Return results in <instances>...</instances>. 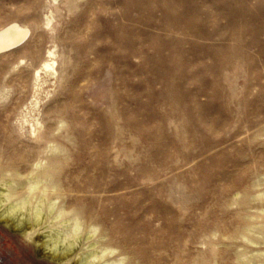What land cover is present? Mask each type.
I'll return each instance as SVG.
<instances>
[{"label": "rangeland", "instance_id": "374dc122", "mask_svg": "<svg viewBox=\"0 0 264 264\" xmlns=\"http://www.w3.org/2000/svg\"><path fill=\"white\" fill-rule=\"evenodd\" d=\"M11 22L30 33L0 55L1 170L25 179L44 157L18 118L55 47L41 112L66 149L57 202L84 206L132 264L263 259L264 0H0ZM0 236L17 264H49Z\"/></svg>", "mask_w": 264, "mask_h": 264}, {"label": "bare ground", "instance_id": "6f19581e", "mask_svg": "<svg viewBox=\"0 0 264 264\" xmlns=\"http://www.w3.org/2000/svg\"><path fill=\"white\" fill-rule=\"evenodd\" d=\"M52 21L50 13L44 17V27L53 30ZM29 33L28 27L17 22L0 28V55L20 47ZM57 61L53 47L47 50L46 58L33 67L32 99L18 118V126L20 132L26 135L30 142L31 140L35 142L38 155L44 157L31 165L25 179L17 171L0 168L3 178L1 188H4L0 190V226L21 238L33 248L37 258L49 264H132L126 262V257L120 256L122 254L116 258L112 257L116 250L107 245L106 241V244L102 241L103 234L96 238L99 235L95 236L99 231L98 224L84 206L66 210L57 202L63 195L59 176L62 166L67 161L62 156L66 149L65 145L63 147L62 144L54 142L55 130L51 125L45 128V118L41 112L43 101L56 92V87L62 81ZM5 96L4 90L0 91V98ZM66 123L63 117L60 118L56 125L57 129ZM46 129L48 132L45 133ZM247 231L250 232L251 229ZM245 235H242L243 239L249 244H255ZM262 256V260H253L243 259L241 255L236 263L264 264V255ZM199 264L208 263L202 261Z\"/></svg>", "mask_w": 264, "mask_h": 264}, {"label": "flooded vegetation", "instance_id": "af4514ba", "mask_svg": "<svg viewBox=\"0 0 264 264\" xmlns=\"http://www.w3.org/2000/svg\"><path fill=\"white\" fill-rule=\"evenodd\" d=\"M0 264H17L14 253L10 250L2 236H0Z\"/></svg>", "mask_w": 264, "mask_h": 264}]
</instances>
